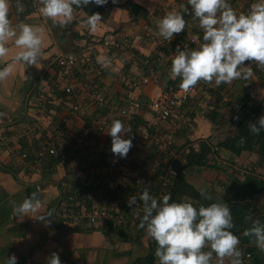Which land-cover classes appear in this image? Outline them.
Wrapping results in <instances>:
<instances>
[{"label": "crops", "instance_id": "0c3cea01", "mask_svg": "<svg viewBox=\"0 0 264 264\" xmlns=\"http://www.w3.org/2000/svg\"><path fill=\"white\" fill-rule=\"evenodd\" d=\"M115 2V7L110 9L94 8L90 4L81 8L74 6L72 23L61 27L34 8L37 0H9L12 25L40 28L44 45L40 63L26 67L22 63L14 64L12 75L0 81V140L14 150L9 155L0 146V264L12 254L17 257L16 264H47L52 253L58 254L61 264H131L152 250V257L143 264H157L156 242L147 235L146 229L138 227L139 221L132 222L127 214L124 218L128 224L124 226L108 218L91 228L83 226L81 221L62 225L56 216L58 202L88 168L96 166L102 174L113 171L114 176L120 172L121 166L106 153L111 145L108 129L100 130L95 121L110 124L119 119L130 126L131 149L134 148L141 128L154 121L152 100L167 85L181 81L180 77L169 78L177 49L196 48L203 42V31L191 18V6L186 0ZM254 2L229 0L240 9H250ZM18 4L23 5L22 12L17 11ZM184 4L189 8L188 13H183L185 29L171 41L156 35L157 21L168 11H182ZM93 12H99L103 18L95 31H89L81 21ZM9 47L11 56L15 48L11 44ZM66 54H71L75 62L68 67L63 80H56V58ZM10 63V58L0 59V68ZM244 63L241 71L251 68L252 81L235 79L219 86L206 82L212 87L209 94L198 82L191 100L183 108L188 118L183 124L163 119L155 121L159 131L170 136L171 148L165 153H155L151 141L139 143L128 185L123 189L127 199L140 180L153 196L160 191L159 180L152 184L154 175L150 181L139 174L148 171V160L155 155L161 159L157 171L163 169V173L168 166L176 169L186 162L188 151H199L202 144L214 150L219 141L231 136L237 114L253 115L258 109V117L264 115V68L254 61ZM66 85L72 86L75 97L64 91ZM94 90L103 98L101 106L92 96ZM40 93L45 95V109L41 113L36 103ZM218 96L225 100L218 102ZM76 103L80 104L79 110H73ZM36 123L39 128H35ZM81 132L85 134L81 148L68 154ZM47 143L55 147L56 154L45 153V162L39 171L17 157L20 151L33 157ZM260 158L264 160L254 151L235 155L221 149L217 155H209L210 165L186 166L184 177L193 188L212 197L209 200L201 194L198 204L226 202L231 195V177L242 180L247 172L243 167L250 168ZM87 191L84 204L112 208L113 214H122L114 206L116 195L107 189ZM33 192L38 194L42 210L52 213L48 218L50 224L31 217L22 221L13 217L12 202L20 203ZM256 258L246 264H258ZM225 264H228L227 258Z\"/></svg>", "mask_w": 264, "mask_h": 264}, {"label": "clouds", "instance_id": "9594fccd", "mask_svg": "<svg viewBox=\"0 0 264 264\" xmlns=\"http://www.w3.org/2000/svg\"><path fill=\"white\" fill-rule=\"evenodd\" d=\"M108 0H39L40 12L61 27L72 23L74 6L81 8L89 3L103 5ZM115 2V0H113ZM191 6V18L198 22L203 31V42L196 48L177 49L170 68V79L180 77V88L187 92L199 81L230 83L235 79H250L251 68L241 71L245 61L257 62L264 68V0H255L246 13L237 14L229 0H186ZM9 0H0V59L10 58L8 66L0 68V81L13 73V65L22 63L37 65L44 40L41 29L29 24L13 26L9 19ZM17 11H23L18 4ZM189 8L182 5V11H168L157 21L156 35L171 41L175 34L185 29L183 13ZM99 12L87 14L81 23L89 31H95L102 21ZM9 44L15 52L10 56ZM252 134L264 132V115L256 122H249ZM131 127L114 119L108 127L111 138L110 150L125 158L132 147ZM243 143V138H241ZM201 194L211 200L203 190ZM222 200V199H221ZM142 202V216L139 213L138 227L146 229L147 235L156 242L154 255L157 264H243L240 239L231 229L234 227L229 204L212 202L194 206L190 201H172L171 194L153 196L146 187L138 195L128 197L127 203L134 210ZM171 201V202H170ZM36 192L22 202H12V215L18 220L31 217L50 224V211H43ZM32 214V215H30ZM252 237L256 247L264 252V221L252 219L249 228L243 232ZM17 257H6L4 264H16ZM47 264H61L58 254L52 253Z\"/></svg>", "mask_w": 264, "mask_h": 264}, {"label": "built area", "instance_id": "2783aa9c", "mask_svg": "<svg viewBox=\"0 0 264 264\" xmlns=\"http://www.w3.org/2000/svg\"><path fill=\"white\" fill-rule=\"evenodd\" d=\"M115 3L113 0H108L107 3L103 5H96L94 3H89L91 7H102V8H114ZM231 7L235 10L237 14L239 13H246L249 11V9H240L237 7H234L232 4H230ZM40 3L39 0H37L36 5L34 8L38 11H40ZM75 62L74 57L71 54L66 55H60L56 58V63L58 65V68L56 70L55 78L56 80H63L67 74L68 67L72 66ZM253 77L248 79L249 81H252ZM181 82V81H180ZM180 82L177 85H167L159 97L152 100L150 103V108L154 114V121L146 125L145 127H142L139 132V138L138 143L134 146V148L130 149L127 156L125 158H120L118 156H115L111 150L110 147L107 148L106 153L109 154L113 160V162L118 163L120 165V172L117 176H114L113 171L107 172V174H102L98 167L92 166L87 169L84 173L80 174L77 178V180L74 182L73 185L70 186L69 191L65 194V196L60 199L58 202V205L56 206V216L57 220L62 225H70L73 222L75 224H78L79 221H81L82 225L86 228H91L97 226L102 220L112 218L114 223L117 225H126L128 224V221L124 218V214H127L130 216V220L132 222L139 221V216L137 213L142 216V202L137 203L134 210L128 206L127 198L125 197L123 193V189L127 187L129 178L131 176V171L133 167V162L135 158V153L138 147L140 146V142L144 141H151L152 146L154 147V152H167L168 149L171 148V138L170 136L163 135L159 129L157 128L156 120L163 119V120H170L176 124H183L187 118V114L183 111L184 106L191 100V97L194 92V86L188 90L187 92L183 91L180 88ZM200 84L204 87V89L209 93L212 92V87L206 83L205 81L201 80L199 81ZM64 91L71 97H75L76 93L72 89L71 85H66L64 88ZM92 96L96 100L98 105L103 104V98L97 93L96 90L93 91ZM218 102H223L225 100L224 97L218 96L217 98ZM45 101V95L43 93L38 94L36 97V103H37V111L40 113L45 109L44 106ZM234 103V102H233ZM200 105V103H198ZM236 105V104H234ZM238 108V106H236ZM80 104L76 103L73 105V110H79ZM96 126L102 130L109 127L110 124L100 121L99 119L95 121ZM128 127V126H126ZM35 128H39L38 123H36ZM130 133H126L125 136H128ZM85 134L84 132H81V134L76 138L74 144L70 146V150L68 154H73L77 150L81 148V145L83 144ZM0 146L2 147L3 151L6 154L12 155L14 153V150L9 146L6 145L4 141L0 140ZM214 150H217L215 147ZM47 153L49 155H55L56 150L53 145H50L49 143L42 145L35 153L33 157H29L30 155L26 151H20L17 154V157L21 160L25 161L28 166L33 167L36 171H39L42 166L44 165V157L43 155ZM62 157H65V154L62 153ZM156 166V165H155ZM153 171L158 169V167L154 168L152 166ZM158 171L154 173H150L151 175H154ZM176 173V169L170 166L167 167V170L164 171L162 174H159L160 183L159 184V192L155 196L159 199L163 194H165V191L167 187L172 182V179L174 178V175ZM143 180L138 181L137 185L134 187V193L133 195H138L140 192L143 191L144 188L147 186L142 182ZM157 184V186H158ZM90 189H107L109 192L116 195V200L114 202V206L119 208L122 212V214H113V211H111L110 208L105 207L102 209L88 206L83 203L85 196L89 193L87 190ZM151 193V192H150ZM154 195L153 193H151ZM132 195V196H133ZM235 235H237L240 239L239 245H242V239L241 234L239 232H235ZM238 245V246H239ZM250 257L249 253L245 254V258H242L243 264L247 263V259Z\"/></svg>", "mask_w": 264, "mask_h": 264}, {"label": "trees", "instance_id": "16d2710c", "mask_svg": "<svg viewBox=\"0 0 264 264\" xmlns=\"http://www.w3.org/2000/svg\"><path fill=\"white\" fill-rule=\"evenodd\" d=\"M258 111V109H255L253 115H250L248 112L237 114L235 116L234 133L219 141L216 145L217 150H212L209 145L202 144L199 151H188L186 162L176 168L174 178L165 191V193L171 194L172 201L181 202L187 200L192 202L194 206L200 205L198 204V200L201 197V193L186 181L183 170L186 166L190 165H210L208 160L209 155H217L221 149L229 150L235 155H239L242 152L254 151L264 159V132L252 134L247 126L249 122L254 123L258 120ZM241 138H243V143H241ZM158 172L153 176V179L159 180L158 182L160 183ZM152 184L155 185V183ZM229 189L231 195L225 203L229 204L232 213L234 227L231 231L241 234L242 245L238 247L242 251V258H245V254L249 253L251 258L257 257L258 264H264V252L261 251L259 253V251H256L254 248L256 246H253V238L243 235L244 230L250 227L252 219L258 218L264 221V211H261L256 206L257 202L255 203L254 201L264 191V178L253 173L247 174L242 180L231 177ZM152 252L153 250L147 256L138 257L131 264H143L147 259L152 257Z\"/></svg>", "mask_w": 264, "mask_h": 264}, {"label": "rangeland", "instance_id": "374dc122", "mask_svg": "<svg viewBox=\"0 0 264 264\" xmlns=\"http://www.w3.org/2000/svg\"><path fill=\"white\" fill-rule=\"evenodd\" d=\"M227 129H228V127H227ZM148 162H149L148 171L146 170L144 172H139V174H140V176L142 178H145L146 177L148 180L150 179V181H152V175L151 174L157 171V169L155 171H153L152 166L154 168L160 167L161 166V159L158 160L156 158V155H155V157H153V159L148 160ZM146 164H147V162H146ZM243 169L247 171L245 173L246 175L249 174V173H253V174H256L257 173L259 176H261V177L264 178V160H262L261 158L257 161V163H255L254 165H251L250 168L243 167ZM162 170L163 169H160V171L158 170L159 171L158 173L159 174H162ZM155 181H157V180H153L152 183H155ZM254 201H255V203L257 202L256 203V206L259 207V209L261 211H264V191H263V193H261L260 195H258L257 200L255 199ZM253 246H256L254 242H253ZM254 248H255L256 251H259V253L261 252L257 247H254ZM250 261H251V257H249L247 259V262H250Z\"/></svg>", "mask_w": 264, "mask_h": 264}]
</instances>
